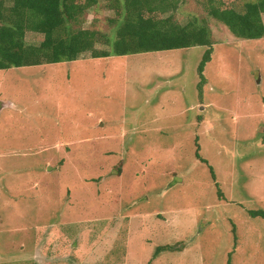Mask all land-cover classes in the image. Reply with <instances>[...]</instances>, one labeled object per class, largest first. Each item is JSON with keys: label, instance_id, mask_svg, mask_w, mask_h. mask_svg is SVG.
<instances>
[{"label": "rangeland", "instance_id": "rangeland-1", "mask_svg": "<svg viewBox=\"0 0 264 264\" xmlns=\"http://www.w3.org/2000/svg\"><path fill=\"white\" fill-rule=\"evenodd\" d=\"M175 13L212 28L202 91L200 45L0 70V264H264V38Z\"/></svg>", "mask_w": 264, "mask_h": 264}, {"label": "trees", "instance_id": "trees-1", "mask_svg": "<svg viewBox=\"0 0 264 264\" xmlns=\"http://www.w3.org/2000/svg\"><path fill=\"white\" fill-rule=\"evenodd\" d=\"M207 14L237 37L264 38V0H246L240 8L226 0H202ZM181 0H0V70L94 58L124 56L207 46L199 66L202 91L205 67L212 59L214 41L206 19L192 17L182 24L175 18ZM107 8L113 34L83 27L91 9ZM44 35L40 43H28L27 33ZM106 44L101 49L98 44ZM198 158L204 159L199 151ZM213 171V167H211ZM253 216H264L252 211ZM163 246L158 251L174 250Z\"/></svg>", "mask_w": 264, "mask_h": 264}]
</instances>
